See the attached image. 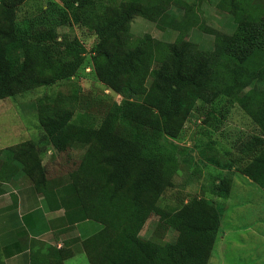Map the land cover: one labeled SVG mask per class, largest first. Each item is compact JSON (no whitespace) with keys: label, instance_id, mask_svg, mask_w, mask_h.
Listing matches in <instances>:
<instances>
[{"label":"trees","instance_id":"1","mask_svg":"<svg viewBox=\"0 0 264 264\" xmlns=\"http://www.w3.org/2000/svg\"><path fill=\"white\" fill-rule=\"evenodd\" d=\"M44 2L0 0V99L77 75L85 63V49H79L78 41L60 39V27L85 26L96 35L94 72L121 99L105 104L98 116L90 111V101L76 92L67 96V109L57 108L60 98L56 97L39 112L45 131L42 140L55 147H83L75 169L98 182L103 208L95 218L103 224L99 234L108 243L102 245L103 252H92L94 257L104 256L89 258L90 263L208 264L222 223V212L214 203L194 197L177 211L163 213L157 225L175 228V242L145 240L139 233L156 211L157 198L173 185L179 162L169 140L181 136L192 110L204 109L206 122L221 123L218 114L238 103L264 131V86H259L264 85V72L252 91H245L253 81L244 77V59L264 53V13L256 14L264 11V0H219L218 6L229 12L237 26L232 34L206 27L214 35L210 50L179 43L178 38L160 50L163 43L150 34L136 37L131 33L136 16L154 14L164 21L166 16L158 15L169 0ZM186 16L191 17L188 26L195 25L197 21L186 13L181 21H167L171 30L184 25ZM31 142L6 151L17 161V169L41 185L46 167L39 148ZM206 158L217 167L236 169L264 189V136L243 140L224 165L214 156ZM222 180L231 187L233 173ZM92 239L83 244L93 247ZM73 243L59 249L56 256L34 254L31 264H63L75 254L69 246Z\"/></svg>","mask_w":264,"mask_h":264},{"label":"rangeland","instance_id":"2","mask_svg":"<svg viewBox=\"0 0 264 264\" xmlns=\"http://www.w3.org/2000/svg\"><path fill=\"white\" fill-rule=\"evenodd\" d=\"M218 1L169 0L167 8L158 15L159 18L165 15L164 21L154 18V14L147 17L136 16L131 22L130 31L136 37L150 34L154 40L163 43L160 50L168 49L167 46H171V42L177 38L179 43L185 42L193 47L210 50L214 47V35L209 34L206 27L232 34L237 26L229 12L218 6ZM38 2L45 3L44 0ZM186 13L194 18V22L197 21L195 25L188 26L187 22L191 17L186 16V22L179 26L180 29L171 30L168 22L174 19L181 21ZM263 13V9L256 12ZM59 29L60 39L78 41L79 49H85V63L77 75L36 87L17 97L0 100V146L18 144L29 135L34 142L31 143L37 145L41 152V160L47 161L45 165L49 172L53 168H77L85 150L70 144L64 148L55 147L51 142L43 141L45 131L40 122V107L44 103H53V99L58 97L60 101L57 108L67 109L70 107L67 96L77 92L82 100L90 101V111L101 116L99 112L104 110L105 104L121 99V95L102 83L94 72L93 47L97 42L96 35L85 26L75 24ZM244 60L247 63L244 77L248 82L253 81L245 91H252L259 85L258 75L264 72V53H253ZM177 65L176 60L173 66ZM199 109L192 110L181 136L169 140L173 143L171 146L176 153V161L179 162L172 178L173 185L167 187L157 198L156 211L150 213L139 236L145 240L163 239L175 242L178 239L175 228L169 225L158 227L161 215L177 211L194 197L198 201L205 199L206 203L216 204L222 212L221 227L208 264H264V189L247 176L238 174L235 168L231 172L217 167L206 158V155L214 156L224 165L230 153L239 147V143L251 135L264 136V131L238 103L225 106L218 114L221 116V123L213 120L209 124L205 120L204 109ZM77 113L78 110L75 115ZM230 173H233L234 184L231 187L222 180L229 177ZM198 206L201 207L202 202ZM100 235L93 237V247L77 244L74 251L81 253H75L73 258L63 264H91L89 258L99 259L104 256V253L98 254L100 257L92 255L96 249L103 252L102 245L108 243L106 237Z\"/></svg>","mask_w":264,"mask_h":264},{"label":"crops","instance_id":"3","mask_svg":"<svg viewBox=\"0 0 264 264\" xmlns=\"http://www.w3.org/2000/svg\"><path fill=\"white\" fill-rule=\"evenodd\" d=\"M10 146H0L1 264H31L34 254L56 256L68 243L75 248L100 233L103 224L95 215L103 204L95 178L75 168L49 172L43 160L46 176L38 185L9 158Z\"/></svg>","mask_w":264,"mask_h":264}]
</instances>
